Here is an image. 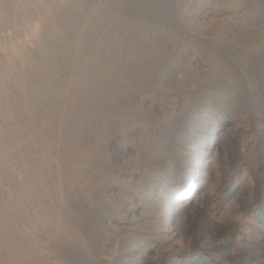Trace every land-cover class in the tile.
Wrapping results in <instances>:
<instances>
[{
  "label": "rangeland",
  "instance_id": "obj_1",
  "mask_svg": "<svg viewBox=\"0 0 264 264\" xmlns=\"http://www.w3.org/2000/svg\"><path fill=\"white\" fill-rule=\"evenodd\" d=\"M0 264H264V0H0Z\"/></svg>",
  "mask_w": 264,
  "mask_h": 264
},
{
  "label": "bare ground",
  "instance_id": "obj_2",
  "mask_svg": "<svg viewBox=\"0 0 264 264\" xmlns=\"http://www.w3.org/2000/svg\"><path fill=\"white\" fill-rule=\"evenodd\" d=\"M261 66H262V65H261ZM193 185H194V184H192V186H193ZM192 186H191V189H190L191 191H192V189H193Z\"/></svg>",
  "mask_w": 264,
  "mask_h": 264
}]
</instances>
